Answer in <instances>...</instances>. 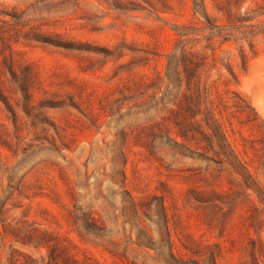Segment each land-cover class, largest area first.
Masks as SVG:
<instances>
[{"label":"rangeland","instance_id":"1","mask_svg":"<svg viewBox=\"0 0 264 264\" xmlns=\"http://www.w3.org/2000/svg\"><path fill=\"white\" fill-rule=\"evenodd\" d=\"M68 257L264 264V0H0V264Z\"/></svg>","mask_w":264,"mask_h":264},{"label":"trees","instance_id":"2","mask_svg":"<svg viewBox=\"0 0 264 264\" xmlns=\"http://www.w3.org/2000/svg\"><path fill=\"white\" fill-rule=\"evenodd\" d=\"M253 16H255V15H251V17H243V21H248V20H252L253 19ZM220 30H219V34H221V28H219ZM205 121H206V123H207V126L212 130V132H213V134H214V136L216 137V138H218V127L214 124V123H210V120L209 119H205ZM75 260H70L69 259V257L68 258H66V260H65V263H63V264H74L73 262H74Z\"/></svg>","mask_w":264,"mask_h":264}]
</instances>
